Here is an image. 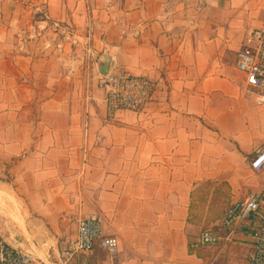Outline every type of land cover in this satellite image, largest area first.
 <instances>
[{"label":"crops","instance_id":"crops-1","mask_svg":"<svg viewBox=\"0 0 264 264\" xmlns=\"http://www.w3.org/2000/svg\"><path fill=\"white\" fill-rule=\"evenodd\" d=\"M263 24L264 0H0V234L56 263L99 214L118 254L71 264H247L249 239L189 245L264 192V106L236 66ZM104 57L154 82L142 111L109 115Z\"/></svg>","mask_w":264,"mask_h":264},{"label":"built area","instance_id":"built-area-1","mask_svg":"<svg viewBox=\"0 0 264 264\" xmlns=\"http://www.w3.org/2000/svg\"><path fill=\"white\" fill-rule=\"evenodd\" d=\"M69 38L68 31L63 39ZM236 66L244 74L251 94L264 106V24L245 36L237 53ZM100 82L105 89V103L111 116L120 110L142 111L155 93V84L151 79L117 66H110L106 74L100 75ZM250 166L254 171L264 169V146L254 151ZM76 223L75 237L67 242L56 263L32 257L14 247L0 234V264H71L73 259L81 254H89L97 245L111 257L118 254L119 240L115 236L103 235L99 214L79 218ZM245 239L251 243L247 264H264V192H250L244 199L230 203L225 207L221 219L202 230L189 248L194 251ZM80 264L90 262L81 260Z\"/></svg>","mask_w":264,"mask_h":264},{"label":"water","instance_id":"water-1","mask_svg":"<svg viewBox=\"0 0 264 264\" xmlns=\"http://www.w3.org/2000/svg\"><path fill=\"white\" fill-rule=\"evenodd\" d=\"M109 58L108 57H104L103 59V64L101 66L100 72L101 74H106L110 68V63H109Z\"/></svg>","mask_w":264,"mask_h":264},{"label":"bare ground","instance_id":"bare-ground-1","mask_svg":"<svg viewBox=\"0 0 264 264\" xmlns=\"http://www.w3.org/2000/svg\"><path fill=\"white\" fill-rule=\"evenodd\" d=\"M10 202V201H9ZM19 213V212H18Z\"/></svg>","mask_w":264,"mask_h":264}]
</instances>
